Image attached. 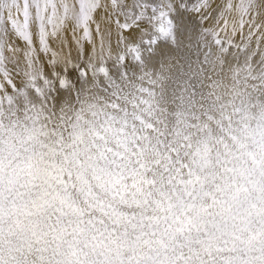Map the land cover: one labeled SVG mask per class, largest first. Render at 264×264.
<instances>
[{"label": "snow or ice", "instance_id": "obj_1", "mask_svg": "<svg viewBox=\"0 0 264 264\" xmlns=\"http://www.w3.org/2000/svg\"><path fill=\"white\" fill-rule=\"evenodd\" d=\"M0 264H264V0H0Z\"/></svg>", "mask_w": 264, "mask_h": 264}]
</instances>
